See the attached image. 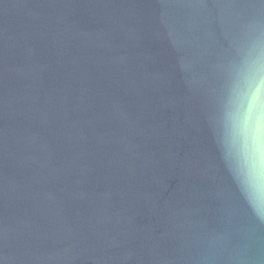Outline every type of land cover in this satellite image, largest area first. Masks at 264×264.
Instances as JSON below:
<instances>
[{
    "label": "water",
    "instance_id": "1",
    "mask_svg": "<svg viewBox=\"0 0 264 264\" xmlns=\"http://www.w3.org/2000/svg\"><path fill=\"white\" fill-rule=\"evenodd\" d=\"M264 0H0V264H264Z\"/></svg>",
    "mask_w": 264,
    "mask_h": 264
},
{
    "label": "clouds",
    "instance_id": "2",
    "mask_svg": "<svg viewBox=\"0 0 264 264\" xmlns=\"http://www.w3.org/2000/svg\"><path fill=\"white\" fill-rule=\"evenodd\" d=\"M249 70L253 77L255 87L259 89L261 82L264 81V64H261L260 60L257 59Z\"/></svg>",
    "mask_w": 264,
    "mask_h": 264
}]
</instances>
